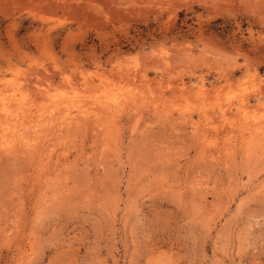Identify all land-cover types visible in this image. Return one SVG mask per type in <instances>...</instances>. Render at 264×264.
Masks as SVG:
<instances>
[{
	"label": "rangeland",
	"instance_id": "374dc122",
	"mask_svg": "<svg viewBox=\"0 0 264 264\" xmlns=\"http://www.w3.org/2000/svg\"><path fill=\"white\" fill-rule=\"evenodd\" d=\"M0 89V264H264V0H0Z\"/></svg>",
	"mask_w": 264,
	"mask_h": 264
},
{
	"label": "bare ground",
	"instance_id": "6f19581e",
	"mask_svg": "<svg viewBox=\"0 0 264 264\" xmlns=\"http://www.w3.org/2000/svg\"><path fill=\"white\" fill-rule=\"evenodd\" d=\"M1 90V89H0ZM82 101H84L83 99L81 100V102L80 101H75V106L76 107H78V110L81 112V113H85L86 112V108H85V106H87V105H84V102L82 103ZM80 102V103H79ZM65 103L64 102H56L55 103V106L57 107V108H60V106L61 105H64ZM21 105V104H20ZM11 108V107H10ZM24 109V108H23ZM71 109V106L68 104V107L66 108V111H67V113L65 114V115H67V114H69V115H71L70 113L71 112H69V110ZM25 111V110H24ZM71 111V110H70ZM20 113V112H19ZM18 113V114H19ZM17 116V115H16ZM9 117V116H8ZM23 117V116H22ZM14 119V118H13ZM67 119H70V118H68V116H67ZM4 120V119H3ZM1 121V120H0ZM40 121V120H39ZM75 121V120H74ZM9 122V121H8ZM16 122H17V120H16ZM24 122V121H23ZM14 123V122H13ZM27 123V122H26ZM67 123V122H66ZM71 123V122H70ZM10 124V123H9ZM19 124V122L17 123V125ZM68 124V123H67ZM23 125V124H22ZM40 125V124H39ZM19 126H20V124H19ZM18 127V126H17ZM33 127V126H32ZM69 127V126H68ZM29 128V127H28ZM44 128V127H43ZM41 130V129H40ZM31 131V130H30ZM34 132V131H33ZM10 133V132H9ZM24 133V132H23ZM27 133H29V132H27ZM26 132H25V134H27ZM30 135H33L32 133H29ZM3 135V134H2ZM10 136H11V134H10ZM13 136V135H12ZM14 136H15V134H14ZM27 136V135H26ZM39 136V135H38ZM29 137V136H28ZM30 137H32V136H30ZM17 138V137H16ZM38 138V137H37ZM7 139V138H6ZM23 139V138H22ZM8 140V139H7ZM48 140H50V139H48ZM11 141V140H10ZM1 143V142H0ZM24 143V142H23ZM20 144V143H19ZM27 144H28V142H27ZM5 145V144H4ZM17 146V145H16ZM36 146V145H35ZM36 149H37V147H36ZM6 150H8V149H6ZM5 150V151H6ZM43 152V151H42Z\"/></svg>",
	"mask_w": 264,
	"mask_h": 264
}]
</instances>
